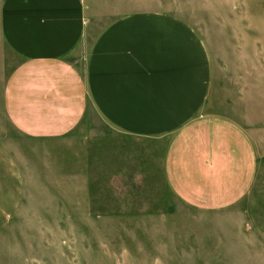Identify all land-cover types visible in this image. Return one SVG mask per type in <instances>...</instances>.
<instances>
[{
  "label": "crops",
  "instance_id": "1",
  "mask_svg": "<svg viewBox=\"0 0 264 264\" xmlns=\"http://www.w3.org/2000/svg\"><path fill=\"white\" fill-rule=\"evenodd\" d=\"M170 4L0 0V196H16L34 164L2 147L1 115L37 145L72 134L75 196L163 181L153 187L184 206L220 212L250 193L254 139L220 114L210 39ZM10 54L21 60L2 78Z\"/></svg>",
  "mask_w": 264,
  "mask_h": 264
},
{
  "label": "rangeland",
  "instance_id": "2",
  "mask_svg": "<svg viewBox=\"0 0 264 264\" xmlns=\"http://www.w3.org/2000/svg\"><path fill=\"white\" fill-rule=\"evenodd\" d=\"M167 8L210 39L220 114L247 128L258 150L250 193L220 212L184 206L153 187L163 181L122 197L75 196L72 134L37 145L1 115L2 147L15 142L18 163L28 155L34 164L18 174L16 196H0V264H264V0ZM6 58L2 78L21 60Z\"/></svg>",
  "mask_w": 264,
  "mask_h": 264
}]
</instances>
